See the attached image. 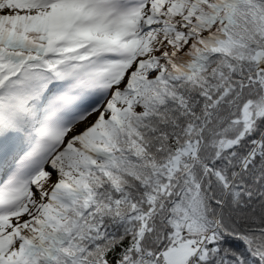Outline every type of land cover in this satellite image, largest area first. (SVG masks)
Returning a JSON list of instances; mask_svg holds the SVG:
<instances>
[{"label":"snow or ice","instance_id":"6c2138e0","mask_svg":"<svg viewBox=\"0 0 264 264\" xmlns=\"http://www.w3.org/2000/svg\"><path fill=\"white\" fill-rule=\"evenodd\" d=\"M0 264H264V0H0Z\"/></svg>","mask_w":264,"mask_h":264}]
</instances>
